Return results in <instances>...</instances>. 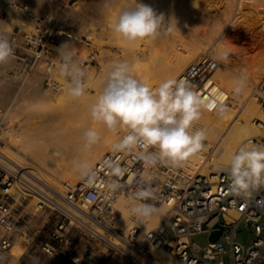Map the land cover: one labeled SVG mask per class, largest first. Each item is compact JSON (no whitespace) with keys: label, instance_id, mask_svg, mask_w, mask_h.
<instances>
[{"label":"built area","instance_id":"2783aa9c","mask_svg":"<svg viewBox=\"0 0 264 264\" xmlns=\"http://www.w3.org/2000/svg\"><path fill=\"white\" fill-rule=\"evenodd\" d=\"M12 5L32 19V25L26 28L9 23L7 15L10 13L2 9L0 19L7 24L0 25V29L6 30L15 51L13 64L2 69L10 77L37 68L43 73L45 86L57 88L58 81L51 69L54 59H58V42L62 37L75 36L49 14L34 16L26 4ZM218 66V60L205 53L188 63L175 79L186 80L207 98L219 88L213 79ZM255 97L264 107V72L257 82ZM252 142L264 145V137L259 136ZM3 144V131L0 130V226L4 230L0 235V255L10 249L13 241L16 200L35 196L39 208H48L57 217L51 234L58 243L65 233L75 230L91 241H100L108 249L119 251L134 264H158L148 251L149 243L167 251L183 264H225L223 254L228 255L229 264H264V187L254 190L247 198L232 195L227 166L209 173H192L184 165L158 164L154 168H145L137 155L138 150H110L92 165L96 173L93 183L82 179L73 185L65 184L64 190L59 192L44 181L36 168L6 155ZM109 164L118 165L125 174L121 177L113 175ZM142 176L152 177L153 200L170 202V208L167 217L155 229L149 230L145 241L139 244L137 228L125 232L114 222L118 196L130 194ZM113 181L123 185L115 193L108 188ZM219 226H222L221 233L211 240L212 231ZM243 228L248 230L247 237L240 242L236 236ZM198 233H207L208 240L204 245L192 239ZM29 238L25 236L27 242ZM42 249L49 254L56 252L53 244L44 243Z\"/></svg>","mask_w":264,"mask_h":264},{"label":"rangeland","instance_id":"374dc122","mask_svg":"<svg viewBox=\"0 0 264 264\" xmlns=\"http://www.w3.org/2000/svg\"><path fill=\"white\" fill-rule=\"evenodd\" d=\"M0 1H2L3 4H7L8 2H10L11 4L27 3L26 0L24 1L0 0ZM57 1L63 3L64 6L58 8V10L56 11L50 6L43 7L41 12L36 10V8H34L33 6L37 7L43 5L40 4L39 2H37V4L29 3V5H33V6H29V8L31 9V11L33 10L35 14L37 13L39 15L42 14L51 15L54 19L58 21V23L65 25L68 28L69 32H71L72 35L75 36V38L62 37L58 42V48H60V46L63 45L62 40L65 41L67 40L71 42L70 45L75 61L79 65H82L87 73L86 94L85 96L79 99L70 97L68 100H72L73 103H76V105L78 106L80 104L81 106L83 101L86 100L87 98L91 99L95 96H98L97 94L99 92L96 93V90L101 89L109 65L112 62L124 61V60L126 61L127 53L130 54L131 52H134L136 54V58L138 57L137 62L141 66L142 68L141 70L143 72H146L148 74L151 73L152 75L154 74V76L159 72L160 66L162 64V63L159 64L162 60V58L160 59L159 57L160 54L158 53L160 52V49H158L157 52H150L149 51L150 45H148L149 43L147 44V42L145 43L144 41H139L138 43L135 42L131 44L126 43L122 40L117 39L115 34H113L111 27H108L111 26L112 23H114L118 13L125 8L133 6L135 0H57ZM143 1L144 0H141V3H145L146 5L149 1L153 3H159L161 7L164 8L182 7L186 13L189 12L193 13L194 15L192 17L185 20H181L179 22V26H177L179 27L178 29L180 30L177 29L178 31H175L178 34L181 33V35L183 34V36L186 37L185 38L187 40L186 43H190L196 40L193 42L194 44L190 43V46L192 44L193 45L195 44L200 45V43L202 44L201 39H200V43L198 42L199 41L198 32L200 31V29L205 27L208 28L218 23L221 24L224 21L229 22L230 27L229 28L225 27L224 33L228 34V36L230 37L231 44H225L224 46L229 48L231 47L230 45L234 46L236 44L239 47L238 51L241 53H239L238 51L236 53L229 52V56L227 59L228 61L225 60V62L219 61L217 59L219 62V66L217 68L227 70L228 63L231 65L233 64L232 69L235 68L236 70L233 71H235V73H237V75L240 76L241 75L240 73L244 72L243 68L246 70L245 66L246 67L251 66V64L254 62L253 60L258 57L259 51L263 47L262 44L263 39L261 33H262V29L264 28L263 27L264 23L259 21H261L260 15L262 16V14L264 13V0H250V1L242 0L240 4L237 3L238 6L235 4L237 0H202L200 2L199 0H188V1L187 0H153V1L148 0L147 3ZM230 1H232L233 3H230ZM138 2H140V0H138ZM148 4H152V3H148ZM65 6H69L70 8H76L80 12V15L77 16L66 12ZM2 9H7V8L2 7ZM248 12L251 14H249ZM255 12L258 14V17ZM7 13L9 14L10 11H7ZM254 14L256 16H252V19L250 20L251 22L245 23L246 24L245 26L243 24L241 25V27L240 26L236 27V29L233 28L232 25L237 20H241V19L243 20L245 16H250ZM217 15H220L223 18L220 17L221 19L220 20L219 18H217ZM8 16L9 15H7V19ZM65 16H67V18ZM256 17L257 19H255ZM31 25L32 23L27 22L24 25V27L30 28ZM102 29L106 33L108 32L107 33L108 35L105 32H103ZM110 31L112 32L111 36L115 37L117 40L110 37ZM230 32L232 33V37ZM259 36L261 37V39ZM236 39L238 40L236 41ZM206 43L208 44V46ZM206 43H205L206 47L198 51L191 60H189L188 62H184V64H182L180 72L188 63L194 61L202 54L208 53L216 58L217 55H215L212 52V50L210 51L211 49L209 47L210 44L208 42ZM164 44L165 41L162 44V47ZM188 45L186 44L183 46L181 42L177 44L178 48L176 47V49L180 53V55L189 54L190 50L188 51V49H190V46ZM162 47L160 46L159 48H161L162 50L164 48ZM228 48H226V50H228ZM244 52L245 55L243 54ZM90 55L92 56V58H90ZM242 55H244L245 57ZM247 56L248 58H246ZM243 57L246 59V61L252 60L251 63L247 61L246 63L248 64H246L244 61L245 59ZM249 57H252L251 60L249 59ZM61 62H62L61 58L58 54V59L57 58L54 59V66L51 69V74L58 81V87L55 89H50L45 86V84L43 83V73L37 68H32L29 71L22 74H18L16 76H10V77L8 76V78L0 74V110L4 114L2 119L0 120V130L3 131V138H4V144L2 145V148L4 150L5 148L12 150L20 157L24 158L22 161L24 162L23 165H28L38 168L42 172V174H47V176H50L51 178L53 177L54 179L52 178V180L54 182L56 181L57 184H58V177H56L52 173H49V170L51 171L52 169L58 170V150H52V148H58L57 146L58 144L50 145L49 143V145L46 146L49 152H52L50 153L49 156H47V158L50 159L52 158L55 164L54 165L43 164V161L38 159V156L34 151V149H36L35 146L37 145V143L39 144V142H42L43 140L41 139V135L38 134L37 130L35 129L33 123H31L32 120H34V122H37L41 118L27 117L26 115L21 114L20 110L24 104L30 102L31 100V97L29 95V90L26 89V87L29 86V85L27 86V84L31 82L33 75L36 73H38L40 77L37 78L36 75L37 79L32 81L33 84L36 85L40 84L41 93L45 96L47 95L51 100L49 101L55 103L56 109L58 110L57 98L61 94V89H63L65 85L68 87V83H66L67 82L66 79L60 75ZM107 62L109 64L108 66L106 64ZM132 74L134 76L138 75L135 74V70H133ZM16 78H18V80H15ZM256 85L257 82H255V84L250 86L249 93L251 97L256 96ZM223 89L227 93L229 92L227 88L223 87ZM254 100L259 104L261 112L264 113V107L260 104L259 100L256 97H254ZM223 102L226 104L229 111L233 112L232 114L235 115L236 113L237 114L240 113L239 110L240 105L233 104L229 98H226L225 100H223ZM239 120L241 121V118ZM22 126L23 128L24 127L30 128L31 131L34 130L32 134L30 131V135L32 137L31 141L34 142V145L33 143H31L32 146L30 145V147H23L21 146V143L16 140L17 130L19 131L22 128ZM30 126H32V128ZM47 135H49V133ZM204 142L209 143L208 136ZM207 152H208V156H207L208 161L210 162L219 161L221 159L220 157L221 149L220 147H218L217 144L214 147L211 148L208 147ZM68 157L69 159H72L74 156L71 154L67 156V159ZM22 162L20 163L22 164ZM183 163L186 164L188 162L185 161ZM227 165L228 164H226V166ZM207 168L208 166L206 167V170ZM65 184H70V183H63L62 191L64 190ZM37 201L38 199L35 196H31V197L28 196L26 198H20L16 200L14 204L16 224L14 226V231H13V241L10 249L2 254L1 264H24L23 257L30 259L32 264H53L55 259H57L58 261V241H56L51 234L57 222V217L53 213H51V211L48 208H39L37 206ZM164 219L165 218H163L160 221V223ZM140 230L141 228L137 227L136 233L140 232ZM128 231L129 230H126V232ZM247 232H248L247 229L245 228L241 229L237 233L236 240L240 242H244L247 237ZM2 233H4V230L0 226V235ZM26 235L30 236L29 238L30 239L29 241H31L30 244L25 240ZM192 239L195 242L199 243L200 245H204L208 240L207 233H198L194 235ZM44 242L53 244L56 247V252L54 254H49L45 252L42 249V244ZM59 245H63L64 248H62V250L65 251L64 253L59 251L61 257V264H134L129 258H127L119 251L108 249L106 245L100 241L97 240L91 241L87 239L85 235H83L79 231L70 230L67 233H65L64 239L59 243ZM157 248L160 249L159 247ZM223 259L225 264H229V258L227 254H223Z\"/></svg>","mask_w":264,"mask_h":264},{"label":"clouds","instance_id":"9594fccd","mask_svg":"<svg viewBox=\"0 0 264 264\" xmlns=\"http://www.w3.org/2000/svg\"><path fill=\"white\" fill-rule=\"evenodd\" d=\"M165 19L163 13L135 0L134 5L121 10L111 25L116 38L126 43L155 40L161 35L171 34L177 28V20ZM61 58L60 75L68 83L67 92L72 98L86 94L87 73L74 57L70 44L57 49ZM15 56L14 47L6 30L0 29V64L10 62ZM227 50H219L216 59H228ZM128 61L112 62L109 65L101 91L89 106L93 121L102 124L108 131L124 133L112 145L113 151H137L145 168L158 164L181 166L190 157L199 154L207 139L202 129L194 130L204 111H215L223 117L228 108L222 94L203 97L183 79L170 78L155 86H149L133 74ZM247 80L240 76L234 82V95H242ZM84 147L91 150L101 142V135L95 128L85 133ZM75 170L82 179L93 183L96 173L87 162L75 164ZM113 175L121 177L125 170L118 165L109 164ZM227 176L232 195L247 198L254 190L264 187V145L248 146L242 144L228 161ZM152 177H141L137 187L129 194L135 201L128 205L132 216L140 221L151 219L158 208L150 203L155 199L151 187ZM123 185L117 181L108 184L115 193Z\"/></svg>","mask_w":264,"mask_h":264},{"label":"bare ground","instance_id":"6f19581e","mask_svg":"<svg viewBox=\"0 0 264 264\" xmlns=\"http://www.w3.org/2000/svg\"><path fill=\"white\" fill-rule=\"evenodd\" d=\"M144 1L146 3L148 2V0L147 1L144 0ZM200 1L202 0H199V2ZM241 1L242 0H237L235 4L236 5L237 3L240 4ZM26 2L28 3V4L26 3L27 4L26 6L28 8L30 6L29 3L37 4V2H39L40 4H46L47 6L52 7L53 9H55V11L58 10V8L64 6L63 3H60L57 0H26ZM148 3H152V4H148ZM148 3L147 5L152 7L154 11L157 12V14L163 13L166 20L171 19V18L176 19L177 26H179V22L181 20L188 19L194 15L191 12L186 13L182 7H177V8L176 7H169V8L165 7L164 8V7H161L159 3H153L150 1ZM230 3H233V2L230 1ZM2 7L7 8L5 10L10 11V14L8 16L9 23H16L20 26H24L27 22L32 23V19L26 16L23 12L18 11L15 7H13V5L10 2H8L7 4H3L2 1H0V12L2 11ZM65 11L70 14L77 15V16L80 15V12L76 8H70L69 6H65ZM32 13L34 16L39 15L37 13L35 14L33 10H32ZM263 14L262 16L260 15L261 21L258 20L259 22H262V23H264ZM252 16H256V15L254 14L250 16H245L243 20L242 19L237 20L232 25L233 28L236 29V27H239V26L241 27V25L243 24L245 26L246 25L245 23L251 22L250 20L252 19ZM65 17L67 18V16ZM220 17L222 16L217 15V18L220 19ZM257 17H258V14H257ZM257 17L255 19H257ZM174 19H173V23L175 22ZM6 24H7L6 21H3L0 19V25L4 26ZM247 25H250V24H247ZM108 27H111V26H108ZM225 27L226 28L230 27L229 22L224 21L221 24L218 23L208 28L205 27V28L200 29V31L198 32L199 41L197 40L200 43V39H201L202 44L200 43V45L199 44L193 45L194 44L193 42L196 40H194L193 42H190V43H193L191 46H190V43H186L187 41L185 39L186 37H184L183 34L181 35V33L178 34L177 32H175L180 29L178 30L176 29L171 34H168V35H161L155 40H143L145 43L146 42L147 44L149 43L148 45H150V48H149L150 52H157V50L160 49V52L158 53L160 54L159 56L160 59L162 58L163 61L161 60V62L159 63V64L161 63L162 64L160 66V70L158 69L159 72L155 76L154 74L153 75L151 73L148 74L141 70L142 68L137 62L138 57L136 58V54L134 52H131L130 54L128 53L126 54V61H128L132 65V69L135 70V74L136 75L138 74L136 76L138 79L148 84L150 87L155 86L159 84L161 81H164L170 78H175L179 74L182 64H184V62H188L189 60H191L198 51L206 47L205 46L206 42L210 44L209 46L211 48L210 51L212 50V52L215 55H217V52L219 50H226V48L228 47L224 45L231 44L230 43L231 39L228 36V34L224 33ZM263 27H264V24H263ZM103 32L105 31L103 30ZM111 33L112 32L110 31V37H112ZM230 34L232 37L231 32ZM261 35L263 39L262 40L263 43L261 41V43L263 44V47L262 49L260 48L261 49L260 51L258 50L259 51L258 57L253 60L254 62L251 64V66L249 67L245 66L246 70L243 68L244 72L240 73L241 74L240 76L245 77L247 80L246 88L242 95L237 96V95H234L233 93L234 82L240 77L239 75H237V73H235L236 71L235 68L232 69L233 64L231 65L228 63L227 67L229 70L228 69L223 70V69L217 68L214 71L213 77L216 83L218 85H221L222 87L219 86L217 90L213 91V96L219 93V94H222L223 100H225L226 98H229L233 104L240 105V109H239L240 113L239 114L236 113L234 115L232 114L233 112L229 111L228 109L227 114L221 117L215 111H211V112L204 111L203 112V115L200 121H198L194 125V130L202 129L206 131V135L208 136L209 143L204 142L203 150L199 154L194 155L190 157L188 160H186L188 163L186 164L183 163L185 164L184 166H186L192 173H209V172L218 170L219 168H224L226 164H228V161L231 155L235 153L242 144L252 146L253 139L259 136L264 137V113L261 112L259 104L254 100L255 96L251 97L249 93L250 86L255 84V82H258L264 72V28L262 29ZM67 38H70V37H67ZM112 38L117 40L115 37H112ZM237 40L238 39H236V41ZM164 41H165V44L163 45L164 47L163 48L162 44L164 43ZM138 42L139 41H137L136 43ZM180 42L183 46L186 44L187 45L189 44L188 46H190V49H188V51L189 50L190 51L188 55H180V53L177 51L176 47H177V44ZM70 43L71 42L67 40L66 41L62 40L63 45L70 44ZM160 46L163 48L162 50L161 48H159ZM230 46L231 47H229L227 50L228 53L229 52L236 53L239 50V47L236 44L234 46L232 45ZM243 54L245 55V52ZM246 58H248V56ZM251 58L252 57H249L250 60ZM244 61L246 63L249 60L246 61L245 59ZM251 61L249 62L251 63ZM13 62L14 60L11 59L10 62H5L4 64H0V74L8 78V75L6 74L5 70H3L2 68L6 65L11 66ZM106 64L107 66L109 65L108 62ZM36 75H37V78L40 77L38 73L34 74L31 82L37 79ZM15 80H18V78H16ZM31 82L27 84V86L28 85L29 86L26 87V89L29 90V95L31 97V100L30 102L24 104L21 107L20 113L26 115L27 117L41 118L37 122H34V120H32L33 122L31 121V123H33V125L35 126V129L37 130L38 134L41 135V139L43 140L42 142H39V144L37 143V145L35 146L36 149H34L35 153L38 156V159L43 161V164L45 165L55 164L52 158L51 159L47 158V156H49L50 153L52 152H49L46 146L49 145V143L50 145L58 144L57 145L58 148H52V150H58V170L52 169L51 171L48 169L49 173H52L53 175L58 177V184L56 183V181L54 182L52 180L53 177L51 178L50 176H47V174H42V172L38 168L36 167L34 168H36L39 175L44 179V181L48 185H50L51 187L61 192L63 183L76 184L82 180L79 173L75 170L74 166L76 163L87 161L91 165H93L95 161L102 154L112 150V145L118 142V140L120 139V136H122L124 133L110 132L102 124H98L92 120L89 114V106L91 103H93L96 100L98 96H95L91 99L87 98L86 100L83 101L81 106L80 104L78 106L76 105V103H73L72 100H68L70 96L68 95V92H67V86L63 85L64 87L63 89H61V94L57 98L58 99V110H57L56 104L53 102H50L51 101L50 98L47 95L45 96L41 93L40 84L36 85V84H33V82L32 83ZM223 87L227 88L229 92L227 93L223 89ZM100 90H96V93L98 92L100 93ZM99 93L97 95H99ZM3 115H4L3 112L0 110V120L2 119ZM240 118H241V121L239 120ZM32 126L30 127L32 128ZM89 128H95L101 135V142L98 145L94 146L91 150H87L84 147V143H85L84 133ZM30 131H31L30 128H27V127L23 128V126L19 131L17 130L16 140L21 143V146L30 147L31 143H33L34 145V142L31 141L32 137L30 135ZM33 131H31V134ZM14 133H15V130H14ZM48 133L49 135H47ZM216 144L221 149V152H220L221 159L219 158L220 159V160L218 159L219 161L211 160L212 162H210L207 160V156H208L207 150H208V147L210 148L214 147L216 146ZM4 152L6 155L11 157L13 160L17 161L18 163L22 162L24 159L20 157L18 154H16L15 152H13L12 150L5 148ZM71 154L74 157L72 159H69L68 157L67 159V156ZM23 163L24 162H22V164ZM207 166L208 168L206 170ZM134 202L135 201H132L129 199L128 193H123L118 196L116 205H115L117 209V217L114 222V225L123 228L125 232L126 230H131L137 227L141 228L140 232L136 236V240L140 244L145 241L146 233L149 230L155 229L157 227L156 225L159 224L163 218L167 217L168 211L170 208V202L151 200L150 203H153L158 208V211L152 216L151 219H148L143 222L138 220L136 217L132 216L129 212L128 205ZM160 249H158L154 244H151V243L148 244V251L156 259L158 264H183L180 261H178L170 253H167Z\"/></svg>","mask_w":264,"mask_h":264},{"label":"crops","instance_id":"0c3cea01","mask_svg":"<svg viewBox=\"0 0 264 264\" xmlns=\"http://www.w3.org/2000/svg\"><path fill=\"white\" fill-rule=\"evenodd\" d=\"M30 6H33V5H30ZM46 6H47L46 4H43L42 6H37V7L36 6H33V7L36 8V10H38V11L41 12L42 9H43V7H46ZM30 242L31 241H29L28 243L30 244ZM44 243H48V242H44ZM48 244H50V243H48ZM62 248H64V246L63 245H59V243H58V261H57V259H55V261L53 262V264H61V257H60L59 251L62 252V253L65 252L64 250H62ZM1 257H2V255H0V264L2 263L1 262ZM23 261H24V264H32L31 261H30V259H28V258L23 257Z\"/></svg>","mask_w":264,"mask_h":264},{"label":"water","instance_id":"95a60500","mask_svg":"<svg viewBox=\"0 0 264 264\" xmlns=\"http://www.w3.org/2000/svg\"><path fill=\"white\" fill-rule=\"evenodd\" d=\"M216 226H218V224ZM221 231H222V226H219L217 229H214L212 231V233H211L210 239L211 240L217 239V237L219 236V234L221 233Z\"/></svg>","mask_w":264,"mask_h":264}]
</instances>
